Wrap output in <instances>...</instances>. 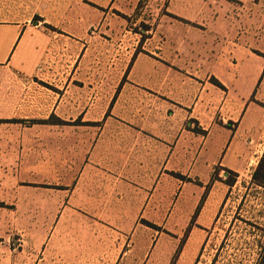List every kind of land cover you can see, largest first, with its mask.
Listing matches in <instances>:
<instances>
[{
    "label": "crops",
    "instance_id": "crops-1",
    "mask_svg": "<svg viewBox=\"0 0 264 264\" xmlns=\"http://www.w3.org/2000/svg\"><path fill=\"white\" fill-rule=\"evenodd\" d=\"M220 3L0 0V264H256L264 27Z\"/></svg>",
    "mask_w": 264,
    "mask_h": 264
},
{
    "label": "rangeland",
    "instance_id": "rangeland-1",
    "mask_svg": "<svg viewBox=\"0 0 264 264\" xmlns=\"http://www.w3.org/2000/svg\"><path fill=\"white\" fill-rule=\"evenodd\" d=\"M220 16L221 24L220 26H226L234 34V38L238 39L241 35L246 36H256V30L264 27V0H220ZM142 12V13H141ZM163 7L160 4L147 5L146 3L141 5L140 17L131 18L127 20V26L137 30L145 26L152 27L156 26L160 22V16L162 15ZM95 73L93 74V79H95ZM109 75H112L109 73ZM115 74L113 73V76ZM259 86L254 90V94L259 93ZM259 104L264 108V98L259 102ZM263 102V103H261ZM238 242L233 246L228 247L232 252L234 250H240L238 247ZM264 247V246H263ZM263 247L261 253L263 251ZM248 248V247H247ZM260 253V255H261ZM217 254V253H216ZM259 255V257H260ZM259 257L256 260V264L259 262ZM254 258L251 264H254ZM221 258L218 260L217 264L225 263L220 262ZM238 262V260L236 261ZM240 262V261H239Z\"/></svg>",
    "mask_w": 264,
    "mask_h": 264
},
{
    "label": "trees",
    "instance_id": "trees-1",
    "mask_svg": "<svg viewBox=\"0 0 264 264\" xmlns=\"http://www.w3.org/2000/svg\"><path fill=\"white\" fill-rule=\"evenodd\" d=\"M47 120L48 121L52 120V118H49ZM55 121H57V119H55ZM251 179H252L253 183L264 188V149H263L262 155L260 156V158H259V160H258V162H257V164H256V166L252 172ZM226 181L228 183H232L233 179L227 178ZM258 264H264V247H263V251L259 257Z\"/></svg>",
    "mask_w": 264,
    "mask_h": 264
}]
</instances>
